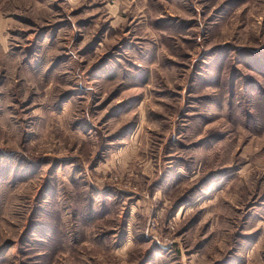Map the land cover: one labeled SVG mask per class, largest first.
Returning a JSON list of instances; mask_svg holds the SVG:
<instances>
[{
  "label": "rangeland",
  "instance_id": "1",
  "mask_svg": "<svg viewBox=\"0 0 264 264\" xmlns=\"http://www.w3.org/2000/svg\"><path fill=\"white\" fill-rule=\"evenodd\" d=\"M0 264H264V0H0Z\"/></svg>",
  "mask_w": 264,
  "mask_h": 264
}]
</instances>
